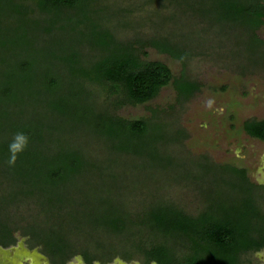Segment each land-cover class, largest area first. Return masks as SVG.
Wrapping results in <instances>:
<instances>
[{"label": "trees", "instance_id": "obj_1", "mask_svg": "<svg viewBox=\"0 0 264 264\" xmlns=\"http://www.w3.org/2000/svg\"><path fill=\"white\" fill-rule=\"evenodd\" d=\"M92 1L0 0V20L2 14L15 22L18 16L29 17L26 24L14 27L0 23V178L16 183L12 182L16 188L9 193L8 204L33 197L38 206L46 203L48 212L67 188L90 181L83 174L99 161L72 148L68 138H55L52 130L58 127L52 120L77 139V131L94 134L115 151L138 156L142 161L132 164L136 168L154 167L153 161L160 160L156 130L146 119L111 113L107 105L146 103L171 83L181 97H189L197 88L185 75L175 78L167 63L146 59L141 48L119 42L103 26ZM209 5L203 9L210 17L244 25L255 45L264 44L255 33L264 24V0H212ZM37 13L42 18L35 17ZM32 30L50 48L36 47L40 44L28 38ZM154 45L175 58L183 57L168 43ZM93 84L104 86L111 99L104 109L98 92L89 87ZM25 99L32 102L28 110L23 108ZM243 127L264 141V119H248ZM18 132L27 134L29 142L15 164L9 165V144ZM146 150L149 163L144 162ZM211 171L221 175L232 193L213 196L197 215L158 200L134 212L128 205L126 210L115 208L109 215L94 218L92 223L108 242L99 237L90 246L79 245L63 235L34 241L62 264L77 252L87 264L106 263L119 251L128 259L138 253L146 262L157 264H240L243 254L264 248V186L252 182L245 168L213 165ZM42 214L41 210L34 214L23 228L12 226L9 217L0 219V245L12 244L17 228L33 240L42 231L36 225Z\"/></svg>", "mask_w": 264, "mask_h": 264}, {"label": "rangeland", "instance_id": "obj_2", "mask_svg": "<svg viewBox=\"0 0 264 264\" xmlns=\"http://www.w3.org/2000/svg\"><path fill=\"white\" fill-rule=\"evenodd\" d=\"M92 2L103 26L119 42L141 48L146 59L167 63L175 78L185 75L197 88L189 97H181L171 83L151 101L116 108L111 106L104 86L90 85L98 92L102 109L108 102L111 113L126 119L149 121L153 132L156 130L159 136L155 147L161 161L154 160V167L136 168L132 164L142 161L138 156L115 151L94 134L85 136L77 131V139L62 130L63 124L52 120V125L58 127L54 126L58 131L52 130L55 138H68L72 148H80L99 163L84 172L89 182L82 180L67 188L62 198L53 200L54 208H49L48 212L45 211L48 205L38 206L33 197L8 204L11 200L8 195L16 188L15 182L1 176L0 219L9 217L12 226L23 228L34 214L40 210L43 214L36 221L42 231L33 240L23 229L17 228L15 241L0 245V264H62L34 240L48 241L53 236L63 235L79 245L90 246L99 237L107 241V236L95 228L92 220L109 215L115 208L126 210L129 205L134 212L149 202L164 200L197 215L213 196L231 192L221 175L211 171L213 165L245 168L252 182L264 186V141L250 136L243 127L248 119H264V44L255 45L252 32L246 26L210 17L203 8L212 5V0ZM2 16V26L7 23L14 27L29 21V17L24 16H18L16 22L5 14ZM35 17L42 18L38 13ZM255 33L264 41V24ZM28 38L37 41L38 48H50L34 30L29 32ZM155 42L168 43L183 57L175 58L159 51ZM144 52L148 53L146 57ZM46 63L48 61L40 62ZM24 104L23 108L28 110L32 102L25 99ZM148 150L144 152L145 163L151 162ZM65 264L87 262L81 252H77ZM93 264L157 263L146 262L138 253L128 259L119 251L111 261L96 260ZM240 264H264V248L243 254Z\"/></svg>", "mask_w": 264, "mask_h": 264}, {"label": "clouds", "instance_id": "obj_3", "mask_svg": "<svg viewBox=\"0 0 264 264\" xmlns=\"http://www.w3.org/2000/svg\"><path fill=\"white\" fill-rule=\"evenodd\" d=\"M29 142V137L24 132H18L15 134L13 141L9 144L10 158L8 160L9 165H14L18 154L22 152Z\"/></svg>", "mask_w": 264, "mask_h": 264}]
</instances>
